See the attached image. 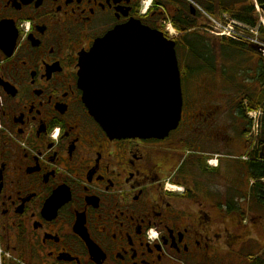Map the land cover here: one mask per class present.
Instances as JSON below:
<instances>
[{"label":"flooded vegetation","instance_id":"af4514ba","mask_svg":"<svg viewBox=\"0 0 264 264\" xmlns=\"http://www.w3.org/2000/svg\"><path fill=\"white\" fill-rule=\"evenodd\" d=\"M145 2L0 0V264H258L253 112L193 79L165 140L111 139L86 108L97 41L133 21L166 32L188 7Z\"/></svg>","mask_w":264,"mask_h":264},{"label":"water","instance_id":"95a60500","mask_svg":"<svg viewBox=\"0 0 264 264\" xmlns=\"http://www.w3.org/2000/svg\"><path fill=\"white\" fill-rule=\"evenodd\" d=\"M79 87L90 115L111 139L165 140L181 123L176 42L140 22L96 42L81 59Z\"/></svg>","mask_w":264,"mask_h":264},{"label":"trees","instance_id":"16d2710c","mask_svg":"<svg viewBox=\"0 0 264 264\" xmlns=\"http://www.w3.org/2000/svg\"><path fill=\"white\" fill-rule=\"evenodd\" d=\"M195 3L208 16L223 20L224 16L243 24L251 29L259 30V38L264 41V28L260 23V15L257 12L258 6L264 15V0H190ZM188 7L190 3H188ZM186 8L185 14L172 19L175 29L179 36L175 39L176 51L179 59L182 82L187 84L190 80H198L199 77H214L217 76L218 70L223 69V74L226 75L227 69L215 64L217 54H220L224 59L241 58L250 53V56H258V67L256 70L255 84L259 86L257 94L252 93L250 88L244 84L241 79L243 75L249 74L251 69L243 70L240 68L243 63L250 60L238 59L239 67L238 77H230V89L236 95L228 100L230 101V110L235 111L236 118H247V114L251 112H261L262 116L258 117L260 124L259 146L264 145V58L259 50V47L245 40H232L227 38H219L215 46L210 45V41L204 35L205 24H199L198 18L195 19L189 8ZM202 14L198 12V17ZM203 18V16H202ZM207 34L206 32H204ZM218 46V47H216ZM219 49V50H218ZM249 53H248V52ZM181 54H185V61L182 63ZM258 54V55H257ZM226 62V61H225ZM236 69V68H235ZM234 69V70H235ZM223 80H229L220 75ZM228 110V109H227ZM262 120V121H261ZM253 125V121L250 120ZM258 149V169L253 171L258 180H264V160L260 161ZM253 170V169H252ZM260 196L264 197V185H258ZM264 201V199L262 200Z\"/></svg>","mask_w":264,"mask_h":264},{"label":"rangeland","instance_id":"374dc122","mask_svg":"<svg viewBox=\"0 0 264 264\" xmlns=\"http://www.w3.org/2000/svg\"><path fill=\"white\" fill-rule=\"evenodd\" d=\"M259 14H260V23H261V26L264 25V15L262 14V12L259 10L258 11ZM199 18V24H205L207 23L206 20L204 18L201 17H198ZM217 23H223L222 21H220V19H218L216 21ZM225 22H227L225 20ZM237 23V22H235ZM213 24V23H211ZM214 25V24H213ZM216 28L215 27H212V28H215L214 31H212L214 34L210 33V34H205L204 32H202L204 35H207L206 36V39L208 41H210V45H214L215 46V43L217 42V39L221 38V34H222V30L219 29V26L216 25ZM238 26V25H237ZM211 27V26H210ZM263 27V26H262ZM250 30V29H249ZM170 32H172L174 38L177 37L178 33L177 31L173 30V27H170ZM250 31H253L252 32H246L247 35H250V39L252 41V43L254 42H258V47L259 49H263V45H264V41L261 40L259 37H258V28L257 29H251ZM166 33L168 34V32L166 31ZM208 33H209V30H208ZM171 34V33H170ZM213 36H212V35ZM241 35H243V33H241ZM259 39V40H258ZM244 41V38L241 39ZM218 47V46H216ZM219 50V49H218ZM248 52V51H247ZM249 53V52H248ZM263 54V53H261ZM258 55V54H257ZM264 55V54H263ZM238 59L242 60V59H245V60H250L248 62H245L242 64V66L240 68H242L243 70H246V69H251V72L249 74H246L243 75V77L241 79L244 80H247L244 82L245 86L247 88H250L252 93L254 94H257L258 93V90H259V86L257 84H255V78H256V70H257V67H258V56H250V53L244 57H241V58H232L230 60L228 59H224L222 58V56L220 54H217L216 56V60H215V64L217 66H220V67H225L227 69L226 71V75L223 74V69H220L218 70V73H217V76H214V77H199L198 80L201 81V80H205L206 83H209V85L211 86L212 90H213V98H212V102L214 104V106L220 110H223V111H226L227 109H230L231 106H230V101H229V104H228V100L231 98V97H234L236 95V92L233 93L232 92V89H230V77H238V71H236L239 67V64L237 63ZM181 61L182 63H184L185 61V54H181ZM226 61V62H225ZM236 68V69H235ZM235 69V70H234ZM222 75L223 77L226 76L227 79L229 80H223V78L220 76ZM196 82V80H195ZM188 87H187V95H188V98H190V95H191V90L193 89V94L195 92V86L192 85L190 86V83L188 82L187 83ZM232 87V86H231ZM255 113H253L254 115ZM258 117H259V114H258ZM224 119V122H226V118H223ZM238 120H236V123H237ZM171 189V187H168ZM254 210V209H252ZM253 214H256L259 219L257 218L256 222H262L264 223V209H260L258 211H255L253 212ZM254 225V224H252ZM253 227V226H252ZM258 264H264V231L259 229L258 228Z\"/></svg>","mask_w":264,"mask_h":264},{"label":"built area","instance_id":"2783aa9c","mask_svg":"<svg viewBox=\"0 0 264 264\" xmlns=\"http://www.w3.org/2000/svg\"><path fill=\"white\" fill-rule=\"evenodd\" d=\"M150 3L151 1L147 3L146 5L147 8L149 7ZM225 20L227 22L224 21L223 23H217L216 21L210 19L211 23H213L214 25L211 24L209 33L214 34L212 31H214V29L216 28L215 24L219 26L220 30H222V34H221L222 37H229L235 40H239L241 38L246 39V35H245L246 32L253 33V31H250L248 28L229 20L228 18H225ZM212 27H215V28H212ZM241 33H243V35H241ZM255 43L258 44V42H255ZM263 48H264V45H263ZM263 54H264V50H263Z\"/></svg>","mask_w":264,"mask_h":264}]
</instances>
